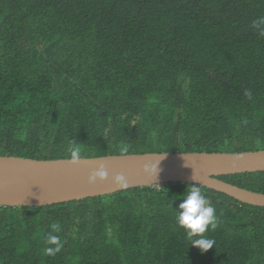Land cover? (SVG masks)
Here are the masks:
<instances>
[{
    "label": "trees",
    "instance_id": "1",
    "mask_svg": "<svg viewBox=\"0 0 264 264\" xmlns=\"http://www.w3.org/2000/svg\"><path fill=\"white\" fill-rule=\"evenodd\" d=\"M260 16L264 0H0V156L67 159L70 139L87 158L264 151ZM232 59V81L204 71ZM221 179L264 194V172ZM190 187L0 206V264H264V208L201 186L215 246L189 245Z\"/></svg>",
    "mask_w": 264,
    "mask_h": 264
},
{
    "label": "water",
    "instance_id": "2",
    "mask_svg": "<svg viewBox=\"0 0 264 264\" xmlns=\"http://www.w3.org/2000/svg\"><path fill=\"white\" fill-rule=\"evenodd\" d=\"M158 173L154 177L155 163ZM100 165L108 175L90 182ZM264 171V152L130 154L83 158L69 165L66 158L36 160L0 156V206L44 207L75 200L115 194L131 188L169 182L193 183L226 193L244 202H253L254 194L227 184L219 177ZM120 174L125 186L115 181ZM155 179V181H154ZM254 204L264 206V196Z\"/></svg>",
    "mask_w": 264,
    "mask_h": 264
},
{
    "label": "clouds",
    "instance_id": "3",
    "mask_svg": "<svg viewBox=\"0 0 264 264\" xmlns=\"http://www.w3.org/2000/svg\"><path fill=\"white\" fill-rule=\"evenodd\" d=\"M252 30L260 38H264V16L257 17L251 21ZM211 49L204 47V53L209 52ZM210 70H204L207 75L217 73L222 78H225V82L234 80V76L238 73L234 70L233 59L232 65H218L211 64L208 66ZM248 94L247 92L245 93ZM128 152L127 145H120V156L124 157ZM264 152V151H260ZM68 158L66 162L69 165H77L80 161L83 160L81 149L77 146L76 141L70 139L67 147ZM153 153V152H151ZM169 152H161L154 154H162ZM180 153V152H173ZM257 153V152H256ZM147 154V153H145ZM89 158V157H88ZM158 162L155 163V172L154 177L159 171ZM108 175L106 169L103 165H100L98 169L89 177V181L92 182L99 179H104ZM115 181L120 184L121 187L125 186L123 175L118 174L115 177ZM155 181V179H154ZM193 183L190 184L191 187L188 188L185 198L182 199V202L179 203L178 207L175 208V223L176 226L183 230V234L190 241L191 246L198 248L201 253L208 251L210 248L215 246L214 239L207 237L205 235L208 231H214L218 226V220L216 215V209L211 204L208 197L203 193L202 186H198L192 178ZM144 187V186H143ZM156 189H160L162 185L146 186ZM138 188V187H137ZM132 189V188H131ZM96 198V197H95ZM54 232L59 231V228L56 224L51 225ZM46 244L54 245V247H47L45 252L47 255H55L62 248V242L57 236L49 234L45 241Z\"/></svg>",
    "mask_w": 264,
    "mask_h": 264
},
{
    "label": "bare ground",
    "instance_id": "4",
    "mask_svg": "<svg viewBox=\"0 0 264 264\" xmlns=\"http://www.w3.org/2000/svg\"><path fill=\"white\" fill-rule=\"evenodd\" d=\"M218 153H226V154H242L241 152H238V153H231V152H218ZM246 153H247V154H250V153H256V152H246ZM263 172H264V171H263ZM255 173H258V172H255ZM245 174H249V173H244V174H234V175H227V176L245 175ZM227 176H222V177H227ZM222 177H219V179L222 180L223 182H225V183H227V184H230V185H232V186L238 187L239 189L246 190V191L251 192L252 194H254L255 197L251 199L253 202H244V201L238 200V199H236V198H233V197L227 195L226 193L219 192V191L212 190V189H209V190H212V191H215V192H218V193H221V194L227 195V196H229V197H231V198H233V199H235V200H237V201H239V202H241V203L248 204V205L253 206V207L264 208V206H260V205H256V204H254L257 200H259V198H257V197H259V196H262V197H263V196H264L263 193H257V192H254V191H252V190H248V189H245V188H241V187H239V186H237V185H234V184L228 183L227 181L221 179ZM169 184H184V185H188V184H192V183L169 182V183H166V184H159V185L166 186V185H169ZM198 185H199V184H198ZM207 189H208V188H207ZM117 193H118V192H117ZM106 196H107V195H106ZM70 202H71V201H70Z\"/></svg>",
    "mask_w": 264,
    "mask_h": 264
},
{
    "label": "rangeland",
    "instance_id": "5",
    "mask_svg": "<svg viewBox=\"0 0 264 264\" xmlns=\"http://www.w3.org/2000/svg\"><path fill=\"white\" fill-rule=\"evenodd\" d=\"M67 158H68V156H67Z\"/></svg>",
    "mask_w": 264,
    "mask_h": 264
}]
</instances>
